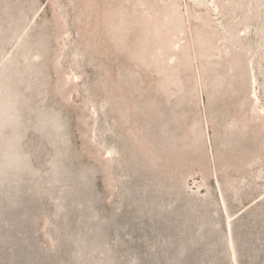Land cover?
<instances>
[{
  "label": "rangeland",
  "instance_id": "374dc122",
  "mask_svg": "<svg viewBox=\"0 0 264 264\" xmlns=\"http://www.w3.org/2000/svg\"><path fill=\"white\" fill-rule=\"evenodd\" d=\"M0 264H264V0H0Z\"/></svg>",
  "mask_w": 264,
  "mask_h": 264
},
{
  "label": "bare ground",
  "instance_id": "6f19581e",
  "mask_svg": "<svg viewBox=\"0 0 264 264\" xmlns=\"http://www.w3.org/2000/svg\"><path fill=\"white\" fill-rule=\"evenodd\" d=\"M202 259V258H201ZM199 263H203V260H199Z\"/></svg>",
  "mask_w": 264,
  "mask_h": 264
},
{
  "label": "snow or ice",
  "instance_id": "6c2138e0",
  "mask_svg": "<svg viewBox=\"0 0 264 264\" xmlns=\"http://www.w3.org/2000/svg\"><path fill=\"white\" fill-rule=\"evenodd\" d=\"M109 155H111V153H109Z\"/></svg>",
  "mask_w": 264,
  "mask_h": 264
}]
</instances>
